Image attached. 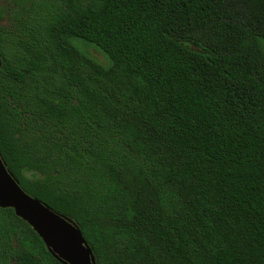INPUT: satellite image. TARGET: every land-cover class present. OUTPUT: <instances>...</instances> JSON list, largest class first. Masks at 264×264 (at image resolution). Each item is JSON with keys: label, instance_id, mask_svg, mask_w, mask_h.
<instances>
[{"label": "trees", "instance_id": "trees-1", "mask_svg": "<svg viewBox=\"0 0 264 264\" xmlns=\"http://www.w3.org/2000/svg\"><path fill=\"white\" fill-rule=\"evenodd\" d=\"M0 155L97 264H264V0L0 5ZM0 264L63 263L0 207Z\"/></svg>", "mask_w": 264, "mask_h": 264}, {"label": "water", "instance_id": "water-1", "mask_svg": "<svg viewBox=\"0 0 264 264\" xmlns=\"http://www.w3.org/2000/svg\"><path fill=\"white\" fill-rule=\"evenodd\" d=\"M0 207L13 208L40 236L51 254L63 264H97L79 225L30 195L7 168L0 155Z\"/></svg>", "mask_w": 264, "mask_h": 264}, {"label": "rangeland", "instance_id": "rangeland-1", "mask_svg": "<svg viewBox=\"0 0 264 264\" xmlns=\"http://www.w3.org/2000/svg\"><path fill=\"white\" fill-rule=\"evenodd\" d=\"M9 0H0V5L5 4L6 2H8ZM78 43H80V41H77ZM84 51L89 54L90 56H92L93 58H95L97 61H99L102 64H108L109 60L106 59L107 57H105L99 50H97L94 47L91 46H85V45H80ZM108 60V63H107Z\"/></svg>", "mask_w": 264, "mask_h": 264}]
</instances>
